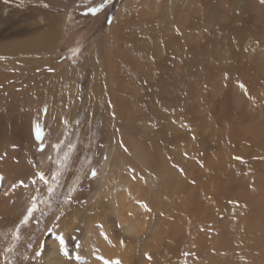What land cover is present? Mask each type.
Masks as SVG:
<instances>
[{
	"label": "rangeland",
	"instance_id": "374dc122",
	"mask_svg": "<svg viewBox=\"0 0 264 264\" xmlns=\"http://www.w3.org/2000/svg\"><path fill=\"white\" fill-rule=\"evenodd\" d=\"M124 1L76 0L59 24L60 38L53 44L48 63L69 64V75L79 85L77 90L81 95L65 116L63 130L51 146L46 159L50 172H43L49 182L38 193L40 196L33 195L34 191L23 179V183H17L22 188L21 211L16 219L11 214L9 220L0 224V235L13 230L11 238H2L4 252L0 264H42L40 259L50 235L61 237L59 249L63 253L73 250L78 264H91L87 238L83 236L82 241H73L70 246L58 232L61 229L67 232L66 225L56 224L52 216L66 204L71 208H64L65 214L76 220L91 213L100 217L111 214L106 208L100 213L91 208L106 182L105 172L112 158L108 147L113 131L119 129H124L126 136L120 145L129 168L126 172L145 186L147 181L151 184V179L153 185L151 189L146 186L145 195L138 202L143 209V221L135 237L106 239L113 250L129 247L128 261L124 262L117 253L109 257L100 249L94 252L96 260L101 264L105 261L113 264L247 261L241 250L258 214L252 201L264 193L260 184L264 181V3L261 0H159L165 17L153 20L147 33L134 40L133 70L129 71L133 75L123 80H127L133 102L128 112L119 111L121 120L116 121V127L113 123L105 125V120L111 117L106 103L95 106L87 86L92 74L91 62L98 56L97 42ZM31 10L30 6L24 9L26 13L18 10L2 30L7 27L8 32L17 29L20 33V28L25 27L26 33L17 35L19 39L40 36L42 18L38 10L36 14ZM20 13L23 22L16 21ZM3 42L0 41L1 46ZM23 57L29 60L42 56L37 47L30 46ZM36 63L29 61L16 67L17 74L13 77L19 91L26 85L40 88L54 81L49 68L37 73L40 65ZM28 69L32 70L30 74ZM12 78L3 84L10 85ZM8 89L0 95V98L5 96L0 103L5 107V100L10 98ZM48 106L43 100L36 110L38 120L33 123L31 145L37 152L52 144ZM138 151L147 154L149 163L138 162ZM159 154L168 164L167 174L172 178L173 173L180 185L169 195L171 205L161 211L151 199L157 176L147 167L157 159L162 160ZM35 160V166L40 164ZM123 161L118 162L121 169L125 166ZM1 177L0 173V185ZM29 210H32L30 215ZM49 217L52 219L46 223ZM164 220L169 222L162 232L154 225ZM83 224L77 223L86 235ZM113 224L115 230L121 225L116 219ZM92 225L88 235L97 228L104 236L102 219L96 218ZM16 249L21 250L20 254Z\"/></svg>",
	"mask_w": 264,
	"mask_h": 264
},
{
	"label": "bare ground",
	"instance_id": "6f19581e",
	"mask_svg": "<svg viewBox=\"0 0 264 264\" xmlns=\"http://www.w3.org/2000/svg\"><path fill=\"white\" fill-rule=\"evenodd\" d=\"M26 1H30V3H27ZM75 1L76 0H0V41H5L2 43V46L0 44V95L1 93L3 94L2 91H5L8 87V94L10 96L9 100H5V104L7 103L6 107L3 105L4 103L0 104V173L2 175V183L0 185V224L9 220L11 214H13L12 219H16L18 216L17 214L21 211L20 199L22 195L20 189L22 188L17 183L24 180L30 189L34 191L33 195H37L45 188L46 183L49 182V180H47V182L41 181L38 174L45 172L44 170L49 171L46 165V159L48 155L51 154V146L63 130L65 116L71 109H73L74 105L78 103L77 99L81 95L80 91L77 90V86L79 85L73 81L74 77H70L69 75V64L65 63L64 65L63 63L51 62L49 65L48 63L51 60L50 56L53 53H51L53 44L60 38L58 35L59 24L63 23L69 7ZM160 2L159 0H125L119 11L116 13L113 22L97 42L98 56L96 55L97 59L91 62L90 67L92 74L91 78H89L90 81L87 86V92L95 106L100 107L106 103L107 108H105L107 111L109 110L108 113L110 112L111 117L105 120V125H112L113 123L118 127V122L116 123V121L121 120L119 111H124L126 109L128 112L130 108L131 97H129V93L131 94L132 91L129 88L127 80H125V82L123 80L125 79V76L127 77L129 75V71L133 67V43L135 39L138 40V38H141L147 33L149 25L153 20L165 17L162 9L159 8L158 4H160ZM27 6L32 8V13H35L37 12L36 10H38V13L40 14L39 16L42 18L41 22L43 31H40V36L36 34V38L34 39L28 35L25 36V38L19 39L20 36L17 35H23V33H26L25 27L20 28V33L16 32L17 29L14 30L12 28V31L8 32L7 27H4L2 30L3 26L9 24L14 13L18 10V12H24V9ZM15 18H13V20ZM22 20L23 17L21 14L16 21L21 22ZM27 26L29 25H26V27ZM38 27L39 26L36 28ZM29 29L31 30V27H29ZM30 46L37 47V51H39L42 57H36L34 59L29 58V60L27 59L28 57L24 58L25 56L23 57V54ZM43 55H45V57ZM34 60L37 62L36 65H40L36 72L40 74L42 69L44 71L49 68L53 73L54 81L47 82L46 85H44V83L40 88L38 86L36 87V85H26L27 87L25 86L24 89L19 91L17 87L18 84L15 83V78L13 77V75L15 76L17 74L15 69H17L16 67L19 65L25 66L26 62H34ZM30 71L32 70L28 69L27 72L29 73ZM136 71L139 72L138 69ZM20 72L21 71L19 70V73ZM47 72L48 71H46V73ZM130 75L132 76L133 74ZM130 75L128 76L129 78ZM9 77H13L11 79L13 82H11L10 85H5L7 84L6 80H8ZM136 77L140 76L137 75ZM3 82H5V84H3ZM35 83L38 84L37 82ZM132 89L134 90V88ZM135 91L136 90H134V93ZM4 97L5 96L0 98V103ZM134 99H136V97ZM43 100H46L49 105L48 116L52 137L50 142L52 144L37 152V150L31 145V134L34 127L33 123H37L38 120L36 110L40 102ZM134 108L136 109V107ZM103 112L106 113V111ZM108 113L106 114L108 115ZM128 116L129 115H127V117ZM123 131L121 129L113 131L114 134L113 137H111L112 141L108 147V152L111 154L110 157L112 158L106 168V182L101 186L102 190L96 199L97 203L91 208V210L94 209V211L99 213L106 208L111 214L100 217L96 216L95 213H91L87 218L79 216L76 220L72 216L65 214L64 210L67 209L64 208L69 207V205L66 204L63 210L54 213V216H52V218L54 217L56 224L59 222L62 226L66 225L67 232L62 229L58 232L60 234L62 233L61 236L65 238L66 243L69 245L73 241L76 243L78 239L82 241L83 236L84 239L87 238L86 250L92 259L91 264H101L97 260H93V254L98 249L103 251V253L109 257L117 253L124 262H127L130 257L129 247L122 246L118 250H113V248H110L106 243L108 240H112V237L114 236L121 237L125 235L128 238L133 237L138 233V226L141 221H143V209L141 210L138 202L140 199H143L145 195V188L148 185V181L145 186L142 184L141 180L131 177V175L126 172L129 168L126 165L124 160L125 157L122 156L120 150V145L124 142L126 137L125 134H123ZM262 132L264 131L262 130ZM130 140L131 143L134 142L132 139ZM152 155L153 154H151V156ZM136 156L138 162L144 164H146V162L149 163L147 154L144 155L138 151L136 152ZM161 158L162 160L158 161V159H155L156 161L147 165V167L152 169V172L157 176V179L154 178L156 179V184L151 191V199L153 205L160 211L162 209L164 210L168 205H171L170 201H168L169 195H172V193L180 188L173 173L171 174L172 178L167 174L170 173L167 166L168 164L163 157ZM33 159L39 161L40 164L35 166ZM119 161L124 162L125 166L123 169L119 167ZM152 172L151 174H153ZM152 181L153 180L150 179V182L153 185ZM13 184L14 187H12ZM151 184L148 185L150 189L152 188ZM260 184L263 185L264 189V181ZM110 187L113 188L112 191H109ZM38 196H40V194H38ZM252 204L256 207L258 214L255 215L254 224L248 229L249 232L245 235L246 244H244L241 254L246 256L247 261L246 263L241 264H264V193L257 198V200L252 201ZM52 218H47L46 223ZM96 218L103 220L105 228L104 236L100 235L97 228H95L93 234L88 235V232L94 227L92 223ZM115 219L116 222L118 221L121 223L118 230L114 229L113 223ZM82 222L86 223V225ZM167 222L169 221L164 220L162 223L154 226H157L159 230L164 232L163 226ZM46 223H44L45 226L47 225ZM69 223L71 224L70 227H68ZM77 223L79 225H85L84 230L86 235H84V231L83 233L81 232L82 227L77 225ZM31 228L33 229V227ZM11 231L9 229V231H5L0 235V261L2 260L4 252V241L2 238H4V240L8 237L11 238ZM174 231L176 232L178 230L174 229ZM60 238H54L50 235L46 239L45 248L40 259L42 264H78L74 259L73 250L70 249L69 253H63L59 249L62 243V239L60 240ZM19 248H21V246ZM16 251V253L20 254L21 250L16 249Z\"/></svg>",
	"mask_w": 264,
	"mask_h": 264
},
{
	"label": "snow or ice",
	"instance_id": "6c2138e0",
	"mask_svg": "<svg viewBox=\"0 0 264 264\" xmlns=\"http://www.w3.org/2000/svg\"><path fill=\"white\" fill-rule=\"evenodd\" d=\"M262 3H264V0H261ZM241 87H243V85H241ZM237 159H240L239 157ZM39 175V179L41 181H45L46 182V179H45V176L44 174L41 172L38 174ZM35 182V181H34ZM21 183H23V181H21ZM31 211L32 210H29V215L31 214ZM25 223L27 222V217L25 218ZM105 264H113V262H110V261H105ZM114 264H119V262H114Z\"/></svg>",
	"mask_w": 264,
	"mask_h": 264
},
{
	"label": "crops",
	"instance_id": "0c3cea01",
	"mask_svg": "<svg viewBox=\"0 0 264 264\" xmlns=\"http://www.w3.org/2000/svg\"><path fill=\"white\" fill-rule=\"evenodd\" d=\"M90 257V256H89ZM93 257H94V259L93 260H96V258H95V255L93 254Z\"/></svg>",
	"mask_w": 264,
	"mask_h": 264
}]
</instances>
